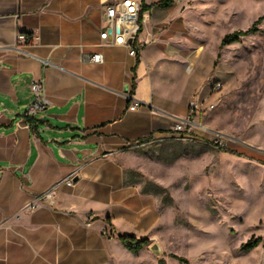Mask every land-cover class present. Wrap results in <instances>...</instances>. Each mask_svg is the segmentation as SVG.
I'll return each instance as SVG.
<instances>
[{
    "label": "rangeland",
    "instance_id": "obj_1",
    "mask_svg": "<svg viewBox=\"0 0 264 264\" xmlns=\"http://www.w3.org/2000/svg\"><path fill=\"white\" fill-rule=\"evenodd\" d=\"M263 15L264 0H176L143 13L146 44L157 40L166 53L162 91L181 104L200 84L193 118L224 145L192 134L125 147L120 187L91 209L66 213L70 225L59 220L58 264H184L172 254L187 264H264V19L221 46ZM122 232L150 244L130 252ZM250 238L259 245L243 251Z\"/></svg>",
    "mask_w": 264,
    "mask_h": 264
},
{
    "label": "crops",
    "instance_id": "obj_2",
    "mask_svg": "<svg viewBox=\"0 0 264 264\" xmlns=\"http://www.w3.org/2000/svg\"><path fill=\"white\" fill-rule=\"evenodd\" d=\"M103 1L0 0V264H58L59 220L70 225L66 213L106 201L121 185L122 150L169 134L200 89L191 83L181 104L167 99L166 53L157 40L146 44L144 30L136 56L101 40ZM92 52L103 61L83 59ZM40 77L51 103L26 117ZM127 91L138 110L128 109ZM70 177L73 185L61 181ZM52 188L50 203L41 195Z\"/></svg>",
    "mask_w": 264,
    "mask_h": 264
},
{
    "label": "built area",
    "instance_id": "obj_3",
    "mask_svg": "<svg viewBox=\"0 0 264 264\" xmlns=\"http://www.w3.org/2000/svg\"><path fill=\"white\" fill-rule=\"evenodd\" d=\"M103 18L102 26L100 29V38L108 45H120L129 50V54L136 56L138 54V47L144 44L140 39V34L143 30L144 18L142 14L141 0H104L103 1ZM18 40L28 43L30 35L28 33L20 32L17 35ZM83 59L92 62H102L103 54L100 52H92L83 54ZM43 63L47 65L50 63L49 58H43ZM214 90H220L222 85L217 82L213 86ZM32 99L25 106L23 115L26 117H34L44 112L51 103L45 86V78H33L31 83ZM129 99L128 109L136 111L141 107V102L137 99H131L132 94L130 91L124 93ZM196 95L188 106V113L184 117H177L172 125V130L169 134L163 137L151 138L148 141L152 142L158 139H175L182 140L192 137V134L209 135L213 138L215 143L223 146L224 142L219 138L220 134L215 130L200 124L193 118L194 113L200 110V99ZM215 105L210 104L209 109H214ZM67 185H73V178L61 180ZM60 183V182H59ZM54 188L49 189L41 197L48 201L53 202Z\"/></svg>",
    "mask_w": 264,
    "mask_h": 264
},
{
    "label": "trees",
    "instance_id": "obj_4",
    "mask_svg": "<svg viewBox=\"0 0 264 264\" xmlns=\"http://www.w3.org/2000/svg\"><path fill=\"white\" fill-rule=\"evenodd\" d=\"M175 2H176V0H158L154 3H149V4L143 3L142 4V14L154 6L168 8V7L172 6ZM263 19H264V15L261 16L258 20H256L254 22L253 26L248 28L247 30H242V29L241 30H235L232 33L226 34L221 41V46H224V45L231 43V42H234V41H238L241 36L248 35L249 33L255 31L256 26ZM28 35H30V34H28ZM118 238H119V241L128 249V251L133 252V253L139 252L145 246L150 244V239L148 237L137 238L136 236L131 235V234H120L118 236ZM259 243H260V238H250V239H248V241L245 244L242 245V250L243 251H249V250L257 247L259 245ZM172 255L175 258H177L181 263H184V264L188 263V260L185 257L178 256L176 254H172ZM160 262H163V260L161 259Z\"/></svg>",
    "mask_w": 264,
    "mask_h": 264
}]
</instances>
